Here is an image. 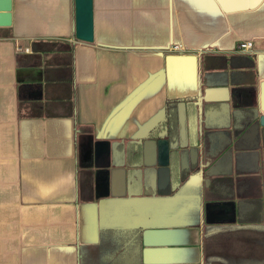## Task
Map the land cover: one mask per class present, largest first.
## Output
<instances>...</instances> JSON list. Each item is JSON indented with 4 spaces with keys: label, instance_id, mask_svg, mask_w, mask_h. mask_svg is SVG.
I'll list each match as a JSON object with an SVG mask.
<instances>
[{
    "label": "crops",
    "instance_id": "1",
    "mask_svg": "<svg viewBox=\"0 0 264 264\" xmlns=\"http://www.w3.org/2000/svg\"><path fill=\"white\" fill-rule=\"evenodd\" d=\"M7 7L0 264H101V230L139 227L142 264H264V127L257 119L233 134L234 91L252 88L264 115V0H92L91 43L75 38L74 0ZM244 41L252 50L237 53ZM197 97L205 102L198 118L185 114L179 145L194 176L159 191L155 169L126 168L125 195L105 197L128 143L167 101ZM165 199L189 219L159 210Z\"/></svg>",
    "mask_w": 264,
    "mask_h": 264
},
{
    "label": "water",
    "instance_id": "2",
    "mask_svg": "<svg viewBox=\"0 0 264 264\" xmlns=\"http://www.w3.org/2000/svg\"><path fill=\"white\" fill-rule=\"evenodd\" d=\"M9 0H0V26L7 25L9 20V9H7ZM74 17H75V38L78 41L91 43L93 41V9H92V0H74ZM237 93L236 101L237 106L235 110L239 108V94ZM231 97L234 96L230 95ZM200 102H205L204 99L196 98L195 107L197 109L195 117L198 118L200 111ZM204 106V105H202ZM201 106V107H202ZM233 107V106H232ZM203 108V107H202ZM186 114V106L183 101L177 105V118H178V134L175 139H171L169 136L168 126H167V113L164 109L160 115L154 118L150 123H148L142 131L137 134V136L128 144L135 146L133 153L140 155V162L135 161L131 157V153L127 152L126 155V165L121 167H116L110 170L106 182L104 184V196L108 195L115 198H121L125 195L126 192V183H127V172L126 168H139L143 167L155 169L157 175V189L159 191H164L170 183V164L172 160H176L178 164L181 162V153L179 151L181 141L183 140L184 134V120ZM234 115V113H231ZM231 115V116H232ZM258 119L260 127H264V115H257V112L254 109V119ZM252 121V122H253ZM234 130V128H233ZM195 166L197 172L198 165L197 163H191ZM126 166V167H125ZM179 169H183L181 164L178 165ZM189 167V166H188ZM195 172L192 174L194 176ZM191 175V176H192ZM191 176L187 179L189 181ZM185 182V183H186ZM184 183V184H185ZM180 186V185H179ZM230 204L232 207L231 212H233L232 203H223ZM205 217L207 224H213V222L208 219V205L204 206ZM140 228V227H139ZM141 230H143L141 228Z\"/></svg>",
    "mask_w": 264,
    "mask_h": 264
},
{
    "label": "trees",
    "instance_id": "3",
    "mask_svg": "<svg viewBox=\"0 0 264 264\" xmlns=\"http://www.w3.org/2000/svg\"><path fill=\"white\" fill-rule=\"evenodd\" d=\"M239 94V119L233 124V134L237 135L243 128L251 124L254 119L253 90L252 88L238 89ZM181 101L169 100L166 102L167 126L169 136L175 139L178 134L177 105ZM186 106V113L195 117L196 98H189L183 101ZM205 106H203L204 108ZM131 148V147H130ZM135 161L140 162V155L131 154ZM178 162L172 160L170 164L171 184H184L187 179L196 171L194 165L185 169H179ZM214 185V184H213ZM221 185V184H220ZM259 219V218H258ZM141 228L127 229H105L100 231V242L98 254L101 264H142L141 259Z\"/></svg>",
    "mask_w": 264,
    "mask_h": 264
},
{
    "label": "rangeland",
    "instance_id": "4",
    "mask_svg": "<svg viewBox=\"0 0 264 264\" xmlns=\"http://www.w3.org/2000/svg\"><path fill=\"white\" fill-rule=\"evenodd\" d=\"M224 86H222L220 83H216L214 85V92H218L217 94H219V99L221 98L222 94L225 93L223 90H220L219 88H223ZM220 117V120H223V116H219ZM197 183L199 182H196V183H192V181H190L188 184H187V189L190 190L191 192V196H192V199H188L186 203H188V205H190L191 207V210L190 212H194L196 209H197V200H196V196H197V191L195 189V187L197 186ZM157 203V202H155ZM171 206V204L168 202V200H164L163 203H157V207L159 210H162L163 213H176L178 211H180V215H175L176 216V220L177 221H181V220H185V219H189V217L187 216L189 210H187V207L185 205H182L180 207H176L175 206V210H173V207H168V206ZM187 205V206H188ZM152 208H149V211H151Z\"/></svg>",
    "mask_w": 264,
    "mask_h": 264
},
{
    "label": "built area",
    "instance_id": "5",
    "mask_svg": "<svg viewBox=\"0 0 264 264\" xmlns=\"http://www.w3.org/2000/svg\"><path fill=\"white\" fill-rule=\"evenodd\" d=\"M253 48V44L251 41H244V42H241L239 43L238 47H237V53H240V54H244V53H248L252 50ZM170 50H178V47H171ZM18 51H20V49H18ZM29 50H25V52H28Z\"/></svg>",
    "mask_w": 264,
    "mask_h": 264
},
{
    "label": "flooded vegetation",
    "instance_id": "6",
    "mask_svg": "<svg viewBox=\"0 0 264 264\" xmlns=\"http://www.w3.org/2000/svg\"><path fill=\"white\" fill-rule=\"evenodd\" d=\"M166 110V109H165ZM167 131H169V127H168V130Z\"/></svg>",
    "mask_w": 264,
    "mask_h": 264
}]
</instances>
